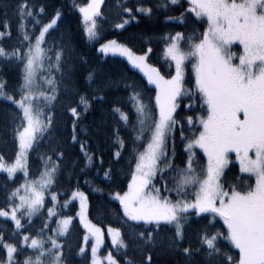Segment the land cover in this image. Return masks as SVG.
<instances>
[{
	"label": "snow or ice",
	"instance_id": "snow-or-ice-1",
	"mask_svg": "<svg viewBox=\"0 0 264 264\" xmlns=\"http://www.w3.org/2000/svg\"><path fill=\"white\" fill-rule=\"evenodd\" d=\"M103 2L90 0L77 6L89 40L97 43L100 42L97 18L102 15L100 6ZM187 2L189 18L203 21L206 29L199 35L194 32L187 37L181 32L169 35L164 58L170 62L169 67L174 63L175 74L170 78L147 63L151 48L144 55H137L116 40L102 43L99 48L103 54L126 57L133 68L144 73L147 82L155 85V102L152 104L151 98L135 83H128L123 77L120 81L110 79L99 70H89L87 74L88 85L93 89L91 94L81 92L71 65L70 44L63 40L59 44L49 42L50 30H54L61 13L57 11L45 23V8L34 0H18L14 5L18 43L10 49L5 47L4 41L12 38V18L8 16V4L0 0L4 5L3 23L0 24L3 28L0 31V60L23 62L22 83L16 95L9 90L8 81L0 76V100L10 102L16 109L9 114L7 121L0 123V142H6L10 135L14 143L18 142L19 149L13 163H8L0 154V171L9 177H14L17 171H24L27 177L28 152L46 136L55 143L52 116L44 108L57 99L61 89L77 97L75 106L70 103L67 109L74 118L71 139L79 143L86 161L85 168L94 166L95 153L77 139L78 121L93 109L94 104L110 103L112 145L116 149L114 160L119 163L126 149V141L120 135L124 131L132 146L131 163L135 165L127 190L117 191L113 196L122 206L124 223L128 225L126 233L120 228L107 229L117 250H122L124 255L159 250L162 256L181 257L183 264H264V0ZM179 3L180 0H167L158 8L168 9ZM141 14L151 16L153 7L142 4L130 7L125 2L120 11L124 18L115 27L123 29L134 20L139 22ZM182 18L183 13L176 19ZM234 44L242 46L241 54L232 50ZM187 61L193 62L198 96L185 88ZM53 72L60 76L59 82ZM41 76L47 90L36 93L34 89L39 87L37 80ZM120 84L130 93L126 99L106 100L108 92ZM184 95L190 100L198 99L203 109V114L185 118L190 126V136L187 137L184 136V125L177 118L178 101ZM121 104L127 105L128 111ZM188 108L197 110L191 104ZM177 128L182 139L187 140L188 155L183 167L175 163L174 148L171 159L167 152L169 141L174 142ZM196 149L203 150L207 157L202 168L194 159ZM51 152L52 155L41 157L44 166L39 179L26 180L20 187L8 191L5 205L0 207V217L11 220L15 227L7 239L4 230L0 229V249L6 250L0 264H71L65 249L69 255L72 249L61 243L60 238L67 240L73 217L58 212L56 206L63 209L77 199L79 220L96 240L91 247V264H119L111 252L106 257L98 255L105 230L87 218L88 197L79 189L71 192V200L66 199L63 203L58 201L57 193L50 192L53 207L44 212L46 218L39 231L34 236L24 234L31 231L26 224L30 225L32 217L44 210L45 192L56 183L64 163L65 150L57 146L51 148ZM232 154L239 162L240 171L255 177L254 186L228 183L226 169ZM99 162L103 165L102 157ZM161 164L165 167L162 168ZM111 172L109 168L104 176L110 177ZM157 177L163 193L154 183ZM172 193H175L174 199ZM25 218L27 220L22 223ZM221 221V227L226 226L223 231L217 227ZM193 224L202 225L196 230L195 244L189 238ZM87 240L85 236V243ZM26 248L32 249V254L23 260L18 259L25 255ZM231 249L238 251L232 255ZM85 251L80 247L78 254L83 256ZM127 264H135V261L129 259ZM146 264H154L152 254L146 255Z\"/></svg>",
	"mask_w": 264,
	"mask_h": 264
},
{
	"label": "trees",
	"instance_id": "trees-1",
	"mask_svg": "<svg viewBox=\"0 0 264 264\" xmlns=\"http://www.w3.org/2000/svg\"><path fill=\"white\" fill-rule=\"evenodd\" d=\"M17 2L18 0H5V3L8 4V16L12 18V38L4 41L5 47L9 49L18 43L14 18V5ZM34 2L44 6L43 22L45 23L57 11L61 13L54 30H50L49 42L59 44L63 40L65 44H70L72 49L71 65L75 72L76 84L81 92L91 94L93 89L88 85L87 74L89 70H99L110 79L120 81L123 77L126 82L135 83L147 97L151 98L152 104L155 102V88L147 82V79L133 68L128 61L114 56L105 57L102 55L99 52V46L110 40H116L121 44H125L139 55L147 53L148 48H151V53H148L149 64L159 68L162 75L170 78V75H173L174 68L173 66L169 67L170 62L164 58V50L169 35L174 36L177 32H181L187 37L194 32L199 35L200 32L206 29V24L203 21H197L194 17L189 18L187 0H180L178 5L169 6L168 9L158 8L159 5L167 3V0H105L100 10L102 15L98 18L100 42L97 43L88 39L82 16L77 7L78 5L83 6L89 3L90 0H34ZM125 2L130 7L140 4L145 7L151 6L153 7V14L151 16L141 14L138 17L139 22L134 20L130 24L125 25L123 29L116 28L115 24L124 18L121 17L120 11L121 5ZM3 11L4 5L0 4V24L3 23ZM182 13L183 18L176 19L181 17ZM169 17H172V19H169ZM201 24H204V26L201 27ZM0 31H3L2 27H0ZM46 39L48 38L46 37ZM236 49L238 50V48ZM52 75L56 76L57 82L60 81V76L57 73L53 72ZM0 76L8 81L9 90L13 95H16V90L22 83L23 62L12 61L5 63L0 60ZM185 88L191 89L192 93L196 94L195 75L192 73L191 68L187 70L185 75ZM129 94L124 91L123 85L120 84L119 87H114L109 91L105 99L108 101L116 98L124 100ZM196 95L198 96V94ZM76 99L75 95L67 94L61 89L57 99L44 108L45 112L52 116L54 129L52 139L55 143H51L46 136L45 139L34 145L28 156L29 177L31 179L39 178L44 166V160L41 157L44 154L52 155L51 148L59 146L62 150H65V158L64 163L61 165V171L57 175L56 183L52 186L53 192L59 196V202L63 203L66 199L69 200L70 193L79 189V191L85 192L89 198V217L93 223L105 229L109 227L120 228L122 232L126 233L128 225L124 223L125 218L122 215V206L119 202L112 199V195L117 191L123 192L127 190V185L131 180V172L135 167L134 163H131L132 146L128 143V135L124 131L120 133L126 141V149L122 152L121 161L116 163L113 155L116 149L112 145L113 121L109 113V108L112 105L110 103L94 104L93 109L83 115L78 121L77 128V139L86 143L89 146V150L95 153L97 157L94 166L85 168L86 161L80 150L79 143H74L71 139L72 121L74 118L67 110L70 103L75 106L74 101ZM145 102L148 103L147 100ZM179 102L180 108L177 109V118L184 125V136L187 137L190 136V126L185 122V118L189 115L199 116L203 114V109L200 108L198 99L190 100L187 95L181 97ZM189 104L193 105V108L197 110H189ZM120 106L125 111H128L127 105L121 104ZM15 111V107L10 102L0 100V123L7 121L9 114ZM186 144L187 140L182 139L180 130L177 128L174 134V142L170 140L168 143V152L171 156L174 148L176 154L175 163L180 167L184 166V161L187 159ZM18 150V142L14 143L10 135L7 137L6 142H0V154L4 156L8 163L14 161ZM195 152L194 159L199 162L198 167H204L207 162L206 155L201 149H196ZM101 157L103 165L99 162ZM53 159H55V156H53ZM231 159L234 160L233 155ZM161 167L163 168L165 165L161 164ZM109 168L112 169L110 177H105L104 172ZM226 176L229 184L244 186L252 184L254 186L255 183V179L242 173L239 165L234 161L226 169ZM167 178V173H165V179ZM24 179L21 174L12 178L0 171V207L5 205L7 192L18 188L24 182ZM155 184L163 193L159 177L155 180ZM169 187H171V184H169ZM97 188L102 189V191H96L95 189ZM172 198H175V193H172ZM51 207H53V203L50 198H47L41 214L30 225L26 224V227H29L31 231L25 232V234L34 236L39 231L42 221L46 218L44 212ZM78 210L79 205L75 202L69 203L63 209L58 205V212L73 218L77 217ZM53 219H56V217H53ZM129 223L135 224L136 222ZM222 224L223 222L221 221L220 225L217 226L221 231L226 228V226L221 227ZM201 226L193 224L189 230V238L194 244L196 230ZM0 229L4 230V235L7 239L9 234L15 230L14 223L0 218ZM47 234L50 235L51 233ZM85 234L83 225L78 219H75L67 240L61 239L62 243H66L72 249L70 255L68 249H65V255L69 256L71 264H91L90 250L86 251L83 256L78 254V249L84 247ZM110 250L113 251L119 264H127L129 259L134 260L135 264H142V262L146 264L147 254H152L154 264H183L181 257L162 256L159 250L135 251L124 255L122 250L114 251L108 241L103 253H108ZM32 251V249L26 248L25 255L19 256L18 259L23 260L26 255H31ZM225 251H228V249H225ZM237 251L231 249V254L235 255ZM5 255L6 250L0 249V259Z\"/></svg>",
	"mask_w": 264,
	"mask_h": 264
},
{
	"label": "rangeland",
	"instance_id": "rangeland-1",
	"mask_svg": "<svg viewBox=\"0 0 264 264\" xmlns=\"http://www.w3.org/2000/svg\"><path fill=\"white\" fill-rule=\"evenodd\" d=\"M105 1V0H104ZM102 5L103 4H101V6H100V10H101V7H102ZM81 14V13H80ZM81 16H82V14H81ZM99 18V17H98ZM98 18H97V23H98ZM82 19H83V17H82ZM83 22H84V20H83ZM84 25H85V23H84ZM86 27V26H85ZM87 34V33H86ZM88 37V36H87ZM89 39V38H88ZM91 41H94V40H91ZM118 42V41H117ZM105 43H107V42H105ZM119 43V42H118ZM101 46V45H100ZM100 46H99V48H100ZM236 48H238V50L236 49ZM232 50L234 51V52H236L237 53V55H239V54H241L242 53V46H239L238 44H234L233 45V48H232ZM100 52V51H99ZM101 53V52H100ZM102 55H104L105 57H109V56H114V57H118V58H122V59H124V60H126L127 61V59H126V57H123V56H120L119 54H112V53H108V54H103V53H101ZM137 55H139V54H137ZM142 55H144V54H142ZM189 62H191V63H189ZM147 63L149 64V62H148V54H147ZM192 61H187L186 62V67H185V75H186V72H187V70L189 69V68H191V71H192V73L195 75V73H194V71H193V69H192ZM190 64V65H189ZM189 65V66H188ZM172 66H173V68H174V63L172 64ZM137 71H139L146 79H147V77L144 75V73L142 72V71H140L139 69H136ZM175 74V69H174V72H173V75ZM45 75H46V73H45ZM37 84L39 85V87H37V88H35L34 89V92H36V93H39V92H41V91H46L47 90V85L44 83V81H43V76H41L38 80H37ZM151 85V84H150ZM152 87H154L155 88V85H151ZM49 95H51V92H49ZM183 97V96H182ZM37 99L39 100V96L37 97ZM181 99V98H180ZM179 99V100H180ZM179 102V101H178ZM180 103V102H179ZM44 111H45V109H44ZM31 151V150H30ZM30 151L28 152V154H27V164H28V156H29V153H30ZM203 151V150H202ZM167 152H168V146H167ZM168 155H169V152H168ZM234 156V160H232L231 159V156ZM231 156H230V160H231V162H236V164H238L239 165V162L236 160V158H235V155L234 154H232ZM169 158L171 159V156L169 155ZM14 162V161H13ZM13 162H9V163H13ZM231 164V163H230ZM229 164V165H230ZM240 168V167H239ZM1 172H3V171H1ZM4 173H6V172H4ZM27 173H28V175H27V177L24 175V171H17L16 172V174H15V176L16 175H18V174H21V175H23L24 176V182L21 184V185H23L24 183H25V181L26 180H28V181H31V180H38L39 178H37V179H31L30 177H29V172H28V165H27ZM7 174V173H6ZM244 174H246V175H249V174H247V173H244ZM251 176V175H250ZM254 179H255V177L254 176H252ZM12 178H14V177H12ZM154 183H155V181H154ZM20 185V186H21ZM19 186V187H20ZM52 186L53 185H51L50 186V189H49V191H46L45 192V201H46V199L47 198H50L51 199V197H50V192H53V190H52ZM156 187H157V185H156ZM157 188H159V187H157ZM227 190V189H226ZM83 192V191H82ZM55 193V192H54ZM85 193V192H84ZM22 194H23V192H22ZM85 195H87L86 193H85ZM113 196H114V194L112 195V199H113ZM88 197V196H87ZM57 199H58V201H59V196L57 195ZM69 200H71V196H70V198H69ZM113 200H115V199H113ZM115 201H117V200H115ZM73 202H75V203H77L78 205H79V200L77 199V200H72L71 201V203H73ZM118 202V201H117ZM45 205V204H44ZM56 210L58 211V205L56 206ZM79 210H80V207H79ZM79 210H78V212H79ZM39 215V214H38ZM38 215L37 216H34V217H32V221H31V223L33 222V220L34 219H36L37 217H38ZM0 218H2V219H6V218H3V217H0ZM87 218L91 221V219H90V217H89V198H88V213H87ZM75 219H78L79 220V216L77 215V217L76 218H73V221L75 220ZM27 220V218H25V220H22V223H25V221ZM11 221V220H10ZM80 221V220H79ZM92 222V221H91ZM14 223V222H13ZM73 223V222H72ZM93 223V222H92ZM82 225H83V227H84V224L83 223H81ZM93 224H95V223H93ZM98 226V225H97ZM98 227H100V226H98ZM100 228H102V227H100ZM84 229H85V232H86V234H85V236H87L88 237V240H87V243H85L84 242V248L86 249V251H88V250H90V252H91V247L93 246V245H95V243H96V240H95V237L94 236H92L89 232H88V230H87V228H85L84 227ZM102 229H104L105 231H104V236H103V242H102V244L100 245V247H99V251H98V255L99 256H101V257H106L107 256V254L109 253V252H111L112 253V255L114 256V254H113V251L112 250H110L108 253H103V250H104V248H105V246L107 245V242L109 241V243H110V245H111V247H112V249L114 250V251H117V248H116V246L115 245H113L112 243H111V236L108 234V232H107V229H105V228H102ZM25 234V233H24ZM26 235H29V234H26ZM51 235V234H50ZM61 239H63V238H60V241H61V243H62V240ZM85 251V252H86ZM115 257V256H114Z\"/></svg>",
	"mask_w": 264,
	"mask_h": 264
}]
</instances>
